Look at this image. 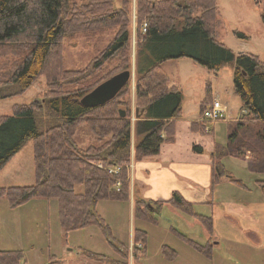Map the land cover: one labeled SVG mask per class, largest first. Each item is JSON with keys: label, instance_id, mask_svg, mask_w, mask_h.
Here are the masks:
<instances>
[{"label": "trees", "instance_id": "trees-1", "mask_svg": "<svg viewBox=\"0 0 264 264\" xmlns=\"http://www.w3.org/2000/svg\"><path fill=\"white\" fill-rule=\"evenodd\" d=\"M129 3L130 0H123L119 12L125 14L127 20L119 22L120 33L103 52V61L128 52ZM93 9L106 14L102 18L106 20L115 10L114 0H0V58L14 57L13 61L8 59L0 64L3 87L18 85L20 91H25L42 74H46L50 82L43 128L34 104H17L12 114L0 117V171L29 139H33L36 174L33 184L0 186V197L7 198L11 207L34 197L56 198L59 218L67 232L91 224L107 230L96 208L98 201L129 199L131 183L132 122L128 112L124 117L120 114L121 106L129 104L130 100H119L128 85L106 104L87 107L81 103V98L99 81L75 90H66L59 83L70 74V70L63 68L61 58L65 35L73 22L86 18V10ZM136 14L141 38L137 52L136 101L145 103L138 114L143 118L136 124L141 139L135 147L134 159L155 156L163 143L175 141V122L169 120L179 116L182 110L183 90L170 86V76L161 66L163 61L187 57L213 71L232 65L234 91L241 98L243 112L236 120L228 122L227 142H215L212 190L223 178L247 187L242 179L225 169L223 160L227 156L244 159L251 172L264 173V60L255 53L236 52L221 40L218 0H136ZM261 18L264 22V10ZM212 101L210 94L201 104V114ZM84 118L99 142L80 149L75 147L72 136L77 123ZM192 129L207 133L203 122H193ZM105 135L110 137L105 138ZM194 149L203 151L198 145H194ZM100 162L104 166L120 164L122 171L110 174L106 168L99 167ZM118 180H121L120 190L116 188ZM77 184L84 185L83 192H77ZM256 184L264 193V179L257 178ZM168 202L195 214L192 203L178 192H174ZM161 207V202L153 209L146 201L138 200L134 213L138 218L155 221V213ZM198 216L212 232V217ZM139 243L142 246L138 247ZM146 243L147 231L137 228L134 255L138 254V249L143 251ZM115 245L120 253L128 256V248ZM24 253L23 250H0V264H19Z\"/></svg>", "mask_w": 264, "mask_h": 264}, {"label": "rangeland", "instance_id": "rangeland-1", "mask_svg": "<svg viewBox=\"0 0 264 264\" xmlns=\"http://www.w3.org/2000/svg\"><path fill=\"white\" fill-rule=\"evenodd\" d=\"M128 6L130 16L127 26L130 30V42L127 54L118 53L106 61H103L102 58L108 45L120 33L118 31L121 26L119 22L127 20L126 15L119 12L123 8V0H114L115 10L108 15L106 20L102 18L107 15H101L103 13H99V9L86 10V18L73 22L69 27V33L65 35L61 58L63 68L70 70V74L67 79H63L59 83H62L66 90H75L98 81L101 83L114 74L129 68L132 71V77L127 84L128 88L125 94L119 100H130L129 104L124 103L121 108L130 115L132 144L133 129L138 120L143 118L138 114L141 112L140 107L145 102L136 101V84L139 78L137 52L141 39L138 35L136 0H130ZM218 7L222 20V26L219 28L221 40L236 52L255 53L264 60V22L261 18L264 0H218ZM117 12L119 15H116ZM114 15L116 17L110 18ZM106 22L108 23L106 24ZM115 22H118V25ZM238 33L244 35L240 36ZM8 59L13 61L14 57L2 56L0 64ZM99 62L102 64L95 66ZM53 66L52 63L50 67L53 68ZM161 66L171 77L172 81L169 84L180 85L183 90V121L190 117L201 119L202 102L200 100L206 93L207 95L210 93L212 97H218L222 103L228 105L227 117H232L241 111L242 101L233 86L234 68L232 65H226L218 71H213L191 58L182 57L167 59L161 63ZM3 85L4 81H1L0 117L4 114H12L17 104H34L43 128V120L47 113L44 108L45 98L50 89V82L46 74L38 76L25 91H20L18 85L5 87ZM206 125L210 131L205 128L207 133L199 135L200 138L198 137L194 145L209 150L214 139L222 143L227 142V120L207 121ZM183 130L185 129L183 128ZM109 137L110 135H105V138ZM72 138L75 147L80 149L87 148L91 143L99 142L85 118L77 123ZM187 140L188 135L182 131L181 141ZM194 145L193 150L202 154L203 151L199 152L198 149H194ZM131 157H133L132 145ZM223 161L225 169L229 173L242 179L250 186L256 184V178L264 179V173L251 172L244 159L227 156ZM132 170L130 166L129 175L132 176V181L128 195L130 199L138 201L137 198L141 197L140 193L143 189L134 174L135 169ZM35 181L34 140L29 139L0 171V186L30 185ZM255 187L256 190L252 191L251 195L252 198L258 200H251V205L254 204L253 209L264 208V193L258 185ZM76 190L83 192L84 185L77 184ZM235 197L238 199L240 196L236 194ZM146 203L154 207L153 209L158 207L157 201ZM96 208L107 224V230L97 224H91L67 232L62 227L59 218V203L56 198L34 197L23 204L11 207L7 198L0 197V250H23L25 255L19 264H111V261L117 258L121 259V256L125 257L115 248V244L129 247L131 234L135 228L147 231L148 253L151 254L150 251H152L153 255L163 249L164 245H174L178 249L187 248L185 245L190 243L178 236L177 230L182 233L192 230L199 231L196 226L194 228L188 226L185 218H191V216L186 213V210L176 206L163 205L160 210L156 211L155 221L134 216L128 200L100 199ZM194 209L198 211L200 208L195 207ZM256 232L257 236L255 233L246 234L245 240L236 237L232 242L223 240L224 249L214 250V260L222 262L223 258H226L230 253L227 248L229 245L231 249L236 248L234 254L237 253L240 264H264V221L260 223L259 231ZM208 236L213 238L214 231ZM196 240L202 245L208 243L205 238L200 236ZM225 240L232 239L225 238ZM210 250L213 256V249L210 248ZM130 254L129 252L128 255ZM212 256L208 257L212 258ZM143 259L145 260V258ZM226 260L227 258L224 262ZM130 261H133V258Z\"/></svg>", "mask_w": 264, "mask_h": 264}, {"label": "crops", "instance_id": "crops-1", "mask_svg": "<svg viewBox=\"0 0 264 264\" xmlns=\"http://www.w3.org/2000/svg\"><path fill=\"white\" fill-rule=\"evenodd\" d=\"M170 81H172L171 77ZM173 85L175 84H170V86ZM176 86L181 87L180 85ZM209 95L210 93H208V95L206 93L200 102H203ZM214 98L218 97L214 96L213 99ZM226 107L228 113V105H226ZM183 112L184 106L182 101V110L179 116L169 120V122H175V141L163 143L160 153L155 156H149L139 160L133 159L131 171L135 169L134 174L141 183L143 189L140 193L141 197L137 198L138 200H144L146 202L158 201L162 203V206L172 207L175 205L168 202V200L172 197L174 192H178L187 201L191 202L192 210L195 214L186 212L191 218H185V221H187L188 226L192 228H194V226L198 227V232L200 233L193 230L182 233V231L177 230L178 236L190 243L185 245L187 248L178 249L174 245H164L163 249H160L157 251L156 255H153L152 251H150L151 254L148 253L149 250L146 243L143 251L138 249V254L134 255V233L137 229L135 228L131 234L132 237L129 247L127 246L131 254L126 257L121 256V259L117 258L111 261V264H240L237 253L234 254L236 248L231 249L228 245L227 248L230 250V253L226 257L227 260L225 262L224 260L226 258H223L222 262L214 260V250L219 251L224 249L222 245L223 240L232 242L235 237L240 240L244 239L248 233H255L256 235V231H259L260 223L264 221V215L262 216L264 208L260 207L258 209H253L254 204L251 205V200H258L252 198L251 195L252 191L256 190L255 186L257 184L250 186L245 183L247 187H241L228 178H223L212 190V155L215 142L218 141L214 139L209 150L203 149L202 154L196 153L192 147L194 143H196L198 137L200 138L203 134L194 131L192 129V123L197 122L201 124L202 118L190 117L185 118L183 121ZM242 112L243 110L241 109L238 114L232 117H227L226 115L225 120H227V122L236 120ZM136 124L133 129L134 137L131 144L132 158H134L136 143H138L141 138V135L136 129ZM183 128L185 130H183ZM182 131L186 132L188 135L187 141H181ZM207 152L208 154H206ZM236 194L240 196L238 199L235 197ZM129 199L127 200L130 202L133 215L135 216V199ZM195 207L200 209L196 211L194 209ZM198 215L212 217L213 238L208 236L211 234V231L205 224V221ZM184 235H186V237H184ZM198 236L205 238L208 242L206 243L207 245H202L201 242L196 240ZM225 238H231L232 240H225ZM193 242H196L197 245ZM198 244L202 247H199ZM140 246L142 245L139 243L138 247ZM210 248L213 249V256ZM141 253L144 255H140ZM207 255L210 257L212 256V258H209ZM142 257L145 258V260ZM132 258L133 261H130Z\"/></svg>", "mask_w": 264, "mask_h": 264}, {"label": "water", "instance_id": "water-1", "mask_svg": "<svg viewBox=\"0 0 264 264\" xmlns=\"http://www.w3.org/2000/svg\"><path fill=\"white\" fill-rule=\"evenodd\" d=\"M132 77L130 69H124L114 74L103 82L99 83L90 92L81 98V103L87 107H97L113 100L129 83ZM122 117L126 115L123 109H120Z\"/></svg>", "mask_w": 264, "mask_h": 264}, {"label": "built area", "instance_id": "built-area-1", "mask_svg": "<svg viewBox=\"0 0 264 264\" xmlns=\"http://www.w3.org/2000/svg\"><path fill=\"white\" fill-rule=\"evenodd\" d=\"M146 23L144 24V29H146ZM227 107L222 101L218 98H214L213 101L205 108L203 113L201 114V120L205 125L207 131H210L208 126L206 125L207 121H218L226 118ZM99 167L106 168L110 174H120L122 171V165L120 164H111L109 166H104V163L101 162ZM132 167V164H131ZM117 190L121 188V180L116 182Z\"/></svg>", "mask_w": 264, "mask_h": 264}]
</instances>
